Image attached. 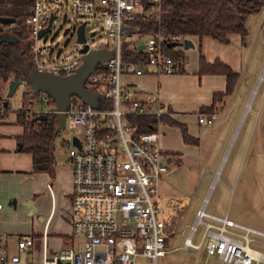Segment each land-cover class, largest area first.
<instances>
[{"label":"built area","instance_id":"built-area-1","mask_svg":"<svg viewBox=\"0 0 264 264\" xmlns=\"http://www.w3.org/2000/svg\"><path fill=\"white\" fill-rule=\"evenodd\" d=\"M71 8L76 15L102 17L105 21L111 47L91 48L86 39L87 52L108 49L112 54L109 60L95 68L84 85L97 98L110 103V108L97 105L94 109L72 96L65 112L64 129L71 132L68 140L63 141L72 166L69 221L71 237L81 243L77 247H62L48 253L43 240L39 260H22L20 255H26L33 248L34 239H19L17 253L9 254L0 238V264H136L138 258L157 264L158 259L166 255L171 238V234L165 231L163 219H156L158 214H163L162 208H158L159 186L167 172L169 157L159 150V132L138 134L129 118H160L164 114L159 109L153 111L149 104L140 101L123 84L122 78L139 77L148 74L149 69L156 75L181 74L184 59L174 60L164 47L174 44L172 52L182 53L183 43L180 42L187 38L165 35L161 31L138 38L134 24L139 18L158 14L160 0H72ZM50 16L55 17L51 32L59 12L48 4L44 5L43 0H33L32 15L25 21L30 34L31 61L34 69L40 72L72 75L82 64L83 54L79 52L82 45H77V57L61 64L50 61L52 47L46 49L37 45L50 34L38 39ZM80 23L71 28L72 36L75 37V28ZM127 36H134L136 40L126 50H138L143 46L141 52L148 56L146 64L123 62L121 42ZM143 39L145 42L140 43ZM20 86L25 88L28 96L27 111L30 114H51L54 104L48 96L43 93L36 96L49 107L46 112H37L34 109L36 97L31 98L32 92L25 82ZM6 104L0 100V121L8 109ZM216 119V112L197 115L199 124H212ZM74 139L78 145L74 144ZM47 189L51 192L49 185ZM199 227H202V235L195 244L193 239ZM261 240H264V232L238 224L227 216L211 215L202 208L196 214L183 249L199 251L205 243L206 256L214 257L222 264H264V253L250 248L252 243L264 247Z\"/></svg>","mask_w":264,"mask_h":264},{"label":"rangeland","instance_id":"rangeland-1","mask_svg":"<svg viewBox=\"0 0 264 264\" xmlns=\"http://www.w3.org/2000/svg\"><path fill=\"white\" fill-rule=\"evenodd\" d=\"M3 1L6 2L0 0V6ZM262 1V8L246 24L247 37L242 51L239 81L241 95L239 96V90L236 91L231 105L229 103V113L226 117L228 121L219 140L216 139L210 144L204 137L201 141L203 153L211 147L213 155L204 171L207 176L203 181L198 180L195 186L196 190L199 187L203 190L206 186L209 187L210 191L206 197L208 213L224 217L228 212L230 220L260 231H264V0ZM71 3L72 0H43L44 5L48 4L59 12V18L53 22V29L46 40L43 39L37 45L43 47L52 43L53 53L50 55V61L55 64L70 62L77 57L79 47L70 32L75 23H86L85 37L91 48L111 47L104 19L76 15ZM135 40L134 36H127L122 39L121 48L130 49ZM184 41L186 40L183 39L180 44ZM139 42L144 43L145 40ZM8 87L9 85L4 86L0 82V100L8 104V109L0 121V128H6L0 132V142L5 146L14 141L10 135L21 133V128L16 125V114L28 110L25 88L19 86L14 94L7 98ZM247 108L250 111H247ZM34 109L37 112H46L49 107L36 97ZM220 121L202 124V127L215 128ZM69 134L71 132L66 129L57 132L54 157L58 165L66 163L67 149L63 146V141L68 140ZM181 184V180L175 177L174 180L164 181L159 186L158 208H162L163 214H158L156 219H163L165 231L171 234V238L166 255L158 259L157 264H222L216 258L206 256L205 243L199 251L183 249L184 241L196 221V210L200 206L198 202L202 190L197 200H193L194 191L190 195L186 194L192 184L180 187ZM167 206H174L176 209L170 211ZM168 213L170 214L167 215ZM201 235L202 227H199L193 243L197 244ZM250 248L264 252V247L253 243ZM136 264L149 263L143 258H138Z\"/></svg>","mask_w":264,"mask_h":264},{"label":"crops","instance_id":"crops-1","mask_svg":"<svg viewBox=\"0 0 264 264\" xmlns=\"http://www.w3.org/2000/svg\"><path fill=\"white\" fill-rule=\"evenodd\" d=\"M187 40L192 46L179 49L184 56L183 73L156 75L151 72L152 69H149L148 74L139 77H123L122 82L132 88L140 101L149 104L153 111L159 109L168 119L183 125L187 136L196 140L195 144L186 143L178 127L165 123L157 124L156 131L160 134L159 150L169 157L168 171L160 183L172 181L175 177L181 180L180 187L184 185L187 187L188 183H191V189L186 190V194L190 195L194 191L193 200H197L202 190L197 213L202 208L207 212L206 197L210 191L209 187L206 186L204 190L199 187L196 190L195 186L198 180L203 181L207 176L204 171L213 155L211 147L203 153L201 141L204 137L210 144L216 139L219 140L226 126L229 103L231 105V99L236 91L241 90L239 84L241 60L246 39L243 42L242 38L235 34L229 36L228 44H221L210 37L202 39L188 37ZM201 57L207 64L219 61L238 74L232 94L224 96L213 108V112L217 114L216 121L221 120L215 128H203L202 124L197 122V115L200 114L201 109L206 110L213 106L215 95L225 94L226 78L223 75H201L199 73ZM247 111L250 109L247 108ZM5 129L1 127L0 132ZM21 134L22 129L17 135H10L9 137H13L14 141L9 145L7 143V146L0 142V238L7 247L8 253L16 254V242L22 238L32 237L33 248L28 250L26 255L20 256L22 260H39L43 240L48 253L62 247H77L81 243L80 240L71 237L72 227L69 221L72 166L67 155L66 163L58 165L55 161L52 176L47 173L33 174L31 156L18 150L16 138ZM47 185L51 187V192L48 191ZM167 208L170 211L176 209L174 206ZM173 215L175 216L176 213L174 212ZM225 216L228 217V212ZM261 241L264 243V240ZM12 249H15L16 253Z\"/></svg>","mask_w":264,"mask_h":264},{"label":"trees","instance_id":"trees-1","mask_svg":"<svg viewBox=\"0 0 264 264\" xmlns=\"http://www.w3.org/2000/svg\"><path fill=\"white\" fill-rule=\"evenodd\" d=\"M5 1L0 6V18H13L15 23L0 24V35L13 39L12 42H0V82L4 86L12 81L19 84L25 82L29 88L28 79L34 69V64L31 61L30 34L25 21L32 15L33 0ZM262 6V0H160L159 13L147 18H139L134 27L138 38L151 36L161 31L165 35H181L186 38L210 37L221 44H228L229 36L236 34L244 42L247 37L246 23ZM164 49L174 60L184 59L181 52H172V49L166 46ZM122 58L125 63L131 62L139 65H144L148 61V56L136 49L124 50ZM199 73L201 75H223L226 78L225 94L215 95L213 106L199 111L200 114L208 115L213 112L214 106L218 105L224 96L232 94L238 74L219 61L207 64L203 57L200 58ZM6 105L8 108V104ZM104 105L110 108V103L98 98V107L103 108ZM36 116L29 114L28 111L16 114V125L22 129L21 136L16 140L22 146L20 152L31 156L32 173H47L52 176L55 168L56 119L52 114H47L46 120L32 123V119ZM129 121L138 134L156 131L158 123L175 126L181 130L186 143H196V140L187 136L183 125L166 116L160 118L155 116L130 117Z\"/></svg>","mask_w":264,"mask_h":264},{"label":"water","instance_id":"water-1","mask_svg":"<svg viewBox=\"0 0 264 264\" xmlns=\"http://www.w3.org/2000/svg\"><path fill=\"white\" fill-rule=\"evenodd\" d=\"M55 17L50 16L48 25L38 34V39L46 36L50 32L51 23ZM13 18H0V24L11 25L14 24ZM85 22H81L75 28V43L76 45H82L79 52L83 54L82 64L80 67L69 76H56L48 72H40L37 69H33L29 79L28 86L32 92L31 98L34 99L38 94L43 93L48 96L54 104V107L50 110V113L55 117L57 123V132L62 131L65 125V112L69 107V99L72 96L79 98L85 105H89L92 108H97L98 98L92 92L86 90L84 85L87 79L94 73L95 68L112 57L111 52L108 49H93L87 52L88 46L85 44ZM74 29V28H73ZM12 42L13 39H9L4 35H0V42ZM49 46L44 48L50 49ZM174 44L168 45L169 48L174 47ZM192 46L189 40L183 42V48L187 49ZM43 48V49H44ZM139 51L143 50V46L138 47ZM20 86L17 82H10L8 87L7 98H10L16 89ZM47 119L46 115H38L32 119V123L35 121H44ZM74 144L78 145L77 140L74 139ZM21 144H18V150H21Z\"/></svg>","mask_w":264,"mask_h":264}]
</instances>
